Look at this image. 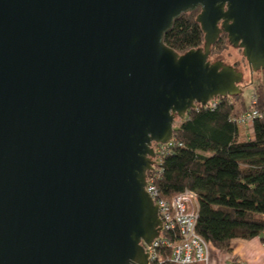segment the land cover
<instances>
[{
    "label": "water",
    "instance_id": "obj_1",
    "mask_svg": "<svg viewBox=\"0 0 264 264\" xmlns=\"http://www.w3.org/2000/svg\"><path fill=\"white\" fill-rule=\"evenodd\" d=\"M200 10L202 47L165 35ZM264 71V0H0V264H147L154 143Z\"/></svg>",
    "mask_w": 264,
    "mask_h": 264
},
{
    "label": "trees",
    "instance_id": "obj_2",
    "mask_svg": "<svg viewBox=\"0 0 264 264\" xmlns=\"http://www.w3.org/2000/svg\"><path fill=\"white\" fill-rule=\"evenodd\" d=\"M199 12L185 13L175 21L164 38L169 47L183 54L204 45ZM227 38L222 34L212 53L225 49ZM243 92L216 98L206 106L197 104L185 119L175 122L171 143L149 172L159 174L156 183L167 199L186 188L198 193L197 231L228 252L236 240L260 237L264 243V118L254 120L252 135L245 140L236 122L254 107L264 110V80L254 87L256 105L250 101L247 106ZM230 264L241 263L234 257Z\"/></svg>",
    "mask_w": 264,
    "mask_h": 264
},
{
    "label": "built area",
    "instance_id": "obj_3",
    "mask_svg": "<svg viewBox=\"0 0 264 264\" xmlns=\"http://www.w3.org/2000/svg\"><path fill=\"white\" fill-rule=\"evenodd\" d=\"M253 95L252 103L257 104ZM211 102V101H210ZM209 102V103H210ZM216 105L215 103L212 104ZM264 118V110L254 107L236 119L239 126H251L255 119ZM166 144H160L155 151V164L167 150ZM160 154V155H159ZM153 170H151L153 172ZM149 171V172H151ZM148 172L146 191L158 206L162 229L158 237L150 244H144L147 253V264H208L209 242L197 231L199 219V195L186 188L172 198L163 197L156 183L158 173Z\"/></svg>",
    "mask_w": 264,
    "mask_h": 264
},
{
    "label": "rangeland",
    "instance_id": "obj_4",
    "mask_svg": "<svg viewBox=\"0 0 264 264\" xmlns=\"http://www.w3.org/2000/svg\"><path fill=\"white\" fill-rule=\"evenodd\" d=\"M211 61H217L222 60L227 64L235 65L237 68L244 73V79L242 81L241 87L244 89V99L246 102V105L248 106L250 104V101H252L253 94H254V87L256 84L262 80H264V71H257L252 73L251 68L246 60V58L243 55V52L241 49L233 47L229 44L228 38H227V45L226 48L221 51H215L211 54L210 57ZM180 119H177L175 122L178 124ZM252 135V126H245L241 125L240 127V134L242 140H245L249 137V135ZM156 149V147L154 146ZM155 160V158H154ZM234 245V243H233ZM234 258L233 256V246H232V252H228L225 250L218 249L214 247L211 243H209V262L208 264H230V261ZM239 262L241 263L240 258L238 257ZM244 264V263H241Z\"/></svg>",
    "mask_w": 264,
    "mask_h": 264
},
{
    "label": "crops",
    "instance_id": "obj_5",
    "mask_svg": "<svg viewBox=\"0 0 264 264\" xmlns=\"http://www.w3.org/2000/svg\"><path fill=\"white\" fill-rule=\"evenodd\" d=\"M233 256L239 257L244 264H264V243L260 237L236 240L233 245Z\"/></svg>",
    "mask_w": 264,
    "mask_h": 264
}]
</instances>
